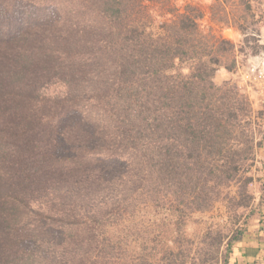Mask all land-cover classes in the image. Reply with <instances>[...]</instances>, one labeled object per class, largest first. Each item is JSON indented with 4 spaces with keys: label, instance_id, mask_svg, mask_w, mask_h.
Wrapping results in <instances>:
<instances>
[{
    "label": "trees",
    "instance_id": "16d2710c",
    "mask_svg": "<svg viewBox=\"0 0 264 264\" xmlns=\"http://www.w3.org/2000/svg\"><path fill=\"white\" fill-rule=\"evenodd\" d=\"M204 16L194 0H0V264H109L105 229L144 205L180 221L252 207L263 112L215 83L241 49Z\"/></svg>",
    "mask_w": 264,
    "mask_h": 264
},
{
    "label": "rangeland",
    "instance_id": "374dc122",
    "mask_svg": "<svg viewBox=\"0 0 264 264\" xmlns=\"http://www.w3.org/2000/svg\"><path fill=\"white\" fill-rule=\"evenodd\" d=\"M194 1L205 13L202 27H211L241 49L237 52L235 69L219 68L215 83L222 85L229 81L235 84L249 97L254 110L263 112L264 120V78L258 76V72L264 70V39L261 38L264 0ZM239 25L245 30L241 31ZM152 29L158 31L156 27ZM255 165L258 166L257 157ZM251 191L255 192L254 189ZM226 193L235 195L236 186ZM262 204L261 198L253 202L252 207L239 209L234 214L223 198L210 211L193 213L184 221L168 209L144 205L135 214L105 229V238L110 239L118 253L116 260L109 264H137L139 261L148 264H222L227 241L236 235L237 229L245 227L244 216L261 209ZM236 214L242 215L237 223L233 220Z\"/></svg>",
    "mask_w": 264,
    "mask_h": 264
},
{
    "label": "crops",
    "instance_id": "0c3cea01",
    "mask_svg": "<svg viewBox=\"0 0 264 264\" xmlns=\"http://www.w3.org/2000/svg\"><path fill=\"white\" fill-rule=\"evenodd\" d=\"M261 38L264 39V32ZM257 165L254 170L257 181L251 185L254 202L261 198L264 201V144L257 152ZM228 264H264V206L248 217L243 235L232 247Z\"/></svg>",
    "mask_w": 264,
    "mask_h": 264
},
{
    "label": "built area",
    "instance_id": "2783aa9c",
    "mask_svg": "<svg viewBox=\"0 0 264 264\" xmlns=\"http://www.w3.org/2000/svg\"><path fill=\"white\" fill-rule=\"evenodd\" d=\"M258 76L264 78V70H260V71L258 72Z\"/></svg>",
    "mask_w": 264,
    "mask_h": 264
}]
</instances>
